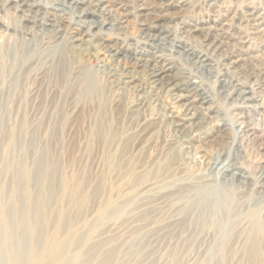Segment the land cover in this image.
Returning <instances> with one entry per match:
<instances>
[{
    "label": "rangeland",
    "instance_id": "1",
    "mask_svg": "<svg viewBox=\"0 0 264 264\" xmlns=\"http://www.w3.org/2000/svg\"><path fill=\"white\" fill-rule=\"evenodd\" d=\"M187 1L190 3L183 10L172 6H158L148 15L123 17L122 20H126L121 24L123 31L120 30L122 34L119 35L122 36L118 37L132 48L140 49L143 46L156 55L169 57L175 64L174 71L182 72L198 82L204 90H208L217 103L220 117L223 116L221 119L226 123L225 136L221 139L224 142L217 145L212 136L214 128H206L205 136L211 141L192 142V146L200 145L204 148L207 153L204 162L200 163L197 159V166L193 162V167L186 172L174 176L176 179L160 181L159 187L152 191L137 189L139 191H135L136 194L129 192V182L122 187L125 194L119 198L115 196L114 190L116 170L121 164L133 174L134 179L140 181L145 169H153L159 164L163 166L167 162L173 164L183 153L190 156L191 151L185 148L177 150L170 130L148 128L147 121L143 119L144 113L132 114L122 101L119 107L110 102L109 90L99 82V66L104 60L100 52L92 51V55L87 58L71 55L67 57L61 54L63 44L60 39L52 40L49 46L44 45L43 39L42 42L39 40L40 34L36 28L28 29L31 36H21L19 33L7 35L0 28V50L15 46L22 52L16 57L17 63L35 59L38 55L35 54L36 50L45 48L44 54H39V57H46L47 61L39 71L43 75L41 77L45 76L43 81L48 86H42L37 99L32 101L31 92L24 83L25 73L22 69L18 73V69L14 68L6 76L0 85V117L6 121L0 130V155L8 150V135L12 131L13 138L22 141L27 148V161L22 164L23 167L32 166L33 171L42 170L43 178L49 182L46 195L27 204L22 195L25 178L19 173L4 170L3 165L0 166V186L3 188L0 195V260L5 259L9 250V253L16 250L20 264H30L36 251L42 255L54 248L51 242L53 237H56L58 246L66 243L70 236H73L72 242L75 244L83 239L84 229L75 235L71 234L75 227L86 221V226L89 225L90 229L97 228L94 238L99 233H104L105 236H113L116 244L122 243L121 253L115 256V264H145V257L149 258L147 262L155 259L156 264H264V200L261 187L251 185L236 188L230 185V174L223 172L236 163L246 169L249 182L259 180L261 167L264 166V59H260L258 63L243 60L239 64H230L232 58L215 59L214 64L213 61L210 62L211 68L207 66L210 69L208 71L197 67V64L182 53L179 46L183 44L178 40L183 39L193 46L200 42L204 44L200 41L202 36L198 31L185 33L184 26L190 28L192 25H210L214 12L208 2L213 1ZM121 2L124 5L128 3L129 8L139 3L138 0ZM217 2L221 7L220 12L224 14L223 20L234 17L233 13L241 15L250 7H255L258 14L264 7V0ZM58 8L62 9L60 6ZM69 12L64 9L59 10L58 14H64L67 18L71 15ZM115 12L123 13L120 8H116ZM159 12L165 14L159 24L165 30L163 34L169 36L165 37V42H157L159 46L155 48L146 47L143 44L147 39L146 32L139 23L147 18L151 19ZM0 15L3 22H9L12 26L19 28L22 24L21 20H15L17 13L11 9L1 11ZM61 27L65 31L69 30L66 22L61 23ZM72 28L80 29V26L72 25ZM148 32L160 34L156 29H149ZM106 38L108 43L114 40L113 36ZM228 43L227 48H231L236 41L232 38ZM51 58H64L63 69L66 76L55 77L47 73ZM225 63H229V69H226ZM225 77L236 88L247 87L246 91H251L248 95L254 99L242 103L226 97L218 86V80ZM165 100L168 101V98ZM167 101L161 102L160 113L165 110ZM41 111L44 115L40 117ZM107 129L109 131H104ZM23 131H27V136H22ZM140 133L144 134L146 144L140 143ZM30 135H33V141H30ZM15 151L13 148L11 153L17 162L18 155ZM194 168L199 169L195 171ZM152 169H148L147 177L152 174ZM3 170L5 172L2 173ZM29 190L32 196L36 192L33 186ZM112 199L116 202L115 209L124 199H127L124 201L128 206L126 202H122L125 205L122 207L123 214L115 216V219L108 217L99 221L98 218V223L95 219L97 210L100 206H107L106 212L111 211L109 202ZM133 200L137 201L131 202ZM118 211L115 210V213ZM10 217H13V221L3 226L2 218ZM152 219H155L154 222H151ZM176 220H183L186 226L182 229L181 226L177 227L174 235L170 236L168 232L172 227L169 224ZM33 224L34 228L31 227ZM112 226L115 228V235L110 232ZM135 227L138 229L134 232ZM181 230L184 232L176 236ZM34 240L37 241L36 251L30 253L29 247ZM147 253H152L151 257ZM56 264L79 262L75 254L68 251Z\"/></svg>",
    "mask_w": 264,
    "mask_h": 264
},
{
    "label": "bare ground",
    "instance_id": "2",
    "mask_svg": "<svg viewBox=\"0 0 264 264\" xmlns=\"http://www.w3.org/2000/svg\"><path fill=\"white\" fill-rule=\"evenodd\" d=\"M121 1L0 0V12H5L11 9L13 12L17 13L15 20H17V22L21 20L22 22L19 28H17L16 25L12 26L9 22H3L0 15V28L3 32H5L7 35L19 33L21 36H31L32 34L28 31V29L32 27L36 28L37 32L40 34L39 40L42 42L43 39L44 45L48 44L49 46V43L52 40L60 39V42L63 44V52L61 54H64L67 57L71 55L73 57L87 58L88 56L92 55V51L95 53L100 52L103 54L104 60L100 66L98 65L100 68L99 82L104 88L109 90L111 94L110 102L115 104V107H119L123 102L125 106L128 107L127 109L129 110V113L132 114L144 113L143 119L147 121L149 126L148 128L152 130H158L160 128L170 130L172 132L173 139L176 142L177 150L180 151L185 148L191 151V153L188 152L191 154L190 156L183 153L181 154L178 161L173 164H170L166 160V165L162 166V164H159L153 169L148 168L149 170L152 169V174L150 177H147L149 170L145 169L140 181L134 179L132 177L133 174L131 175L130 171L124 169L123 166L125 165L121 164L122 166L120 165V167L117 168L115 174L116 184L114 191L117 198L123 195L124 192L122 187L129 182L131 183V186L128 188L129 192H138L139 190L152 191L155 187H159L160 181L164 179H173L174 176L186 172L190 167H193V165H191L193 162L195 165L197 159L200 163L202 161L204 162L207 158V153L205 152L204 148H201L200 145L192 146V142H210L211 140H208L205 136V129L212 127L214 128V135H212L213 140H216L215 143L219 145L221 142H224V140L221 139L225 136L226 129V123L221 119L223 116L220 117L219 108L216 105L217 103L210 92H207L208 90H204L198 84V82L192 80V78L184 75L182 72L180 73L174 71L175 64L170 60L169 57L156 55L141 45L140 49L132 48L133 46L130 47L126 45L122 41L123 39L121 40L120 37H118L122 34L120 32V30H122L121 24L126 20H122L123 17L131 16L135 18L137 15H148L151 13L153 8H157L158 6L160 8L172 6L183 10L184 7L190 3V1L138 0L139 3L136 6H130V8L129 5H127L128 3L124 5L125 3L122 4ZM211 1L213 2H208V5L214 12V18L212 19V23L210 25L205 27H203V25H192L190 28H186V26H184L186 31L185 33L198 31L202 36V40L200 41H202L204 44L200 42L201 44L199 43V45H196V47L195 45H191L188 41L185 42L183 39L178 40L183 44L179 47L187 59L192 60L195 65H198L197 67H200L205 71L210 70L209 68L212 67L210 62L213 61L214 64L215 59V61H217L224 60L225 58H232L229 62L230 64H239L240 62L242 63L243 60L258 63L260 59H264V7L260 6L263 8L262 12L258 14L255 12V7H250L246 11H243L244 13L241 15L240 13H233L234 17H227L223 20L222 16L224 14L220 12L221 7L219 8L220 5H218L217 0ZM58 6H60L62 9H59ZM123 6H128V8H123ZM116 8L122 9L123 13H116ZM64 9H68L70 11V17L67 16L66 18V16H63L64 14H58L59 10L63 11ZM164 17L165 14L159 12L158 14L156 13L155 16H152L151 19L147 18L146 20H143L139 23L141 28L146 32L147 39L145 43L143 42L146 47L155 48L156 46H159L157 45V42L163 43L166 40L165 37L169 36V34H163V31L165 30H163V28H161L162 25H160V21L163 20ZM63 22H66V25L69 28L68 31L62 29L61 23ZM72 25H79L80 29L72 28ZM149 29H156L160 34H151L148 32ZM119 33L121 34L119 35ZM107 36H113L114 40L108 43L106 38ZM232 38H234L236 43H234L235 45L233 44L234 46L231 48H227L226 45L229 42V39ZM169 46L171 45L169 44ZM44 49L45 48H40L38 51L36 50L35 54L38 55L35 57V59H26L25 61H20L19 63H17L16 57H19V54H22V52H20L15 46H13V48L8 47L2 51L0 50V85H2V82H4L6 76H8V74H10L14 68L18 69V73L20 72L19 70L22 69L25 73L24 83L27 84L29 88L28 90L31 92V100L35 101L37 99L38 91L41 89V87H48L47 83L44 84L43 81L45 76L41 77L43 75H40L41 72L39 71L41 70L40 67L44 65L43 63L45 60L47 61L46 57H39V54H44ZM167 52H169V50ZM63 59L64 58L60 60L59 58L55 60L54 58H51L47 73L55 77L66 76V73H64L63 69V66H65ZM229 63L224 64L226 69L230 68ZM207 66H209V68ZM262 68H264V66ZM222 70L224 71L225 69ZM77 72H79V70ZM18 73H16V75H18ZM195 77H197V75H195ZM233 78L237 79L236 77ZM230 81L226 79V77L218 80L220 92L226 97L232 98L234 102L241 101L242 103L254 99L253 96L248 95L251 93V91H246L247 87L245 88L242 86L244 88H236V85L230 83ZM253 82H255V80ZM241 85H243V83ZM8 97H10L9 94ZM165 98H168V101L165 100ZM10 99L11 97L9 100ZM163 101H167V104L166 108L164 107L165 110L160 113L159 110L161 109V102ZM41 105L43 107V104ZM245 107L246 106H244V108ZM43 113L44 112L41 111L39 116L41 117L44 115ZM2 118L3 117H0V130H2L3 122L5 121ZM10 127L12 128V126ZM104 131L109 130L107 129ZM26 132L23 131V137L27 136L28 133ZM233 134L236 135V133ZM8 136L9 148L4 152V154L0 155V166L2 167L3 165L4 170H9L13 174L19 173L23 179L25 178L26 182L22 187V195H24L26 203L30 204L31 201L35 202L40 197L46 195L45 191L49 187V182L47 179H45V177L43 178L42 170L37 169L33 171L32 166H28L27 168L23 167L22 164L26 163L27 161V148L22 141L20 142L18 139L13 138L12 131L9 132ZM31 137H33V135H30V138ZM139 138L141 139L140 143L146 144V141L143 140V133L139 134ZM30 141H33V138H31ZM13 148L16 149L15 152H17L18 155L17 162L14 159V155L11 153ZM263 148L264 146L262 149ZM126 163L128 164L129 162L127 161ZM194 169L197 171L199 168ZM4 170L2 173L5 172ZM245 170L241 167V165L234 163L230 167L223 170V172L230 174V185L235 186L236 188H240L241 186L246 188L247 186L251 185L261 187L260 192L262 193L264 200V166L261 167V173L258 171L260 173L258 177L259 180L256 182H249V176ZM32 186L36 188V192L34 194L35 196H32L29 190V188ZM2 192L3 188L0 186V195ZM117 198H115V200ZM131 198H134V196ZM124 200H122V202H126ZM134 201L137 200H133L131 202ZM114 202L115 201L113 199L109 202L111 211L108 212H106L107 206H100L97 210L96 217L94 215L95 219L97 220L99 218V221H102L104 218L108 217L109 219H111V217H114L113 219H115V216H120L123 214L122 207L124 204L121 202L122 205L118 204L120 206L117 205L118 208L115 209L116 202ZM127 204L128 203L126 202V206H128ZM115 210L119 211L115 213ZM105 213H107V216ZM27 215L28 214L25 216L28 217ZM2 220L3 226H6L9 225V222L13 221V217H10V219L2 218ZM154 220L155 219H152L151 222H154ZM99 221L98 223H100ZM87 224L88 223L84 221L83 224L75 227L71 234L75 235L76 232L79 230L82 231V229H84V237L81 241H78L77 243L75 242V244H73L72 240H74V238L73 236H70L66 243L58 246L56 237H53L51 242L54 244V248L48 250V252L45 251L42 255H39L40 252L35 250L37 241L34 240L33 245H30L28 252L34 253L36 251L37 253L35 252L33 254L32 258L30 259V264H56L62 260L68 251L75 254V258L79 264H115V256L121 253L122 243L116 244L114 240L115 238L113 236H105L103 235L104 233H99L94 238V233L96 232L97 228L90 229L91 227L89 225L86 226ZM169 226H171L172 229L169 230L168 233L170 236H173V232L177 227L180 228L181 226L182 229L186 225L183 223V220H176L169 224ZM31 227L34 228V224ZM137 229L138 228L135 227L133 231L135 232ZM111 231L113 233L115 232V228L113 226L110 227V232ZM182 232L184 231L181 230L176 234V236H180ZM9 251L6 253L5 259L0 260V264H5L3 260H5L7 264H20V261L18 260V252L15 250L14 253L13 251L9 253ZM151 255L152 253H149L147 256L151 257ZM135 259L136 258H134V260ZM148 259L149 258L145 257V264H156L155 259H151L147 262ZM121 264H123V262Z\"/></svg>",
    "mask_w": 264,
    "mask_h": 264
}]
</instances>
